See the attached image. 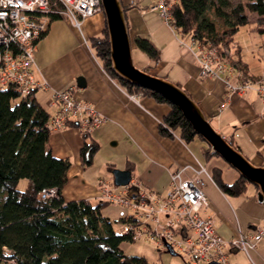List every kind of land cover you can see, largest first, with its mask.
Listing matches in <instances>:
<instances>
[{
  "label": "crops",
  "instance_id": "0c3cea01",
  "mask_svg": "<svg viewBox=\"0 0 264 264\" xmlns=\"http://www.w3.org/2000/svg\"><path fill=\"white\" fill-rule=\"evenodd\" d=\"M120 1L128 5L124 16L130 49L135 47L133 37L136 35L146 37L157 49V59L146 70L181 87L198 104L215 130L237 145L253 164L264 165V102L254 89L227 96L221 76L225 74L230 81L236 78L230 71L221 76H201L195 44L187 34L181 36L188 37V43V40H178L172 28L150 8L154 0ZM103 27L102 10L81 17L78 24L66 17H54L34 42L32 73L34 79L44 85L34 88L33 96L48 111L49 118L59 107L53 90L68 86H72L71 93L77 100L104 117L101 124L88 130L89 136L98 142V149L87 165L81 164L79 156L81 126L67 124L49 131L47 142L51 153L69 160L67 179L61 189L63 198L99 201L100 181L115 185L107 175L112 168H127L131 178L163 191L170 170L198 159L205 167V172L199 176L207 200L201 214L213 218L215 230L225 239L235 236L238 230L249 229L253 222L264 217V199H256V187L248 182L237 195L221 191L211 177V168H218L220 178L226 183L236 178L237 170L217 154L205 157L203 151L208 145L202 138L194 137L185 142L176 130L171 137L157 131L168 105L148 95L127 92L117 78L106 73L88 44V37L99 34ZM240 54L252 76L262 73L263 57L257 66L255 61L243 57L242 49ZM146 62L152 63L148 57ZM77 77L83 79L81 86L77 85ZM222 100L225 105L219 107ZM224 250L227 259L235 264H264V237L255 241L247 252L228 244L224 245Z\"/></svg>",
  "mask_w": 264,
  "mask_h": 264
},
{
  "label": "trees",
  "instance_id": "16d2710c",
  "mask_svg": "<svg viewBox=\"0 0 264 264\" xmlns=\"http://www.w3.org/2000/svg\"><path fill=\"white\" fill-rule=\"evenodd\" d=\"M127 6L123 5V10ZM169 9L172 24L180 35L214 45L219 57L238 70L241 77H254L247 70L233 36L240 25L248 22L251 12L256 15L257 29L264 30V0H174ZM133 43L152 63L157 59V49L149 39L136 35ZM88 44L106 73L117 78L110 67L105 28L88 37ZM117 79L127 92L148 95L168 105L157 124L160 134L171 137L176 130L185 142L194 137L201 139L177 106L160 93ZM33 92L34 88L21 96L10 83L0 87V264H161L122 250L120 243L134 237L115 230L101 214L106 200L63 198L61 189L67 179L69 160L51 153L47 142L50 130L46 127L49 113ZM67 124L80 126L75 120H68ZM79 131L80 162L87 165L98 142L86 129L79 127ZM203 153L205 157L216 155L208 146ZM211 177L229 195L241 193L248 183L239 174L226 183L215 167L211 168ZM21 178L25 185L19 188ZM42 187H54V195L41 198ZM131 220L132 215L117 219Z\"/></svg>",
  "mask_w": 264,
  "mask_h": 264
},
{
  "label": "built area",
  "instance_id": "2783aa9c",
  "mask_svg": "<svg viewBox=\"0 0 264 264\" xmlns=\"http://www.w3.org/2000/svg\"><path fill=\"white\" fill-rule=\"evenodd\" d=\"M173 1L154 0L150 8L157 11L161 20L172 28L182 42L180 32L172 24L169 8ZM96 11H101L99 0H0V87L10 83L24 96L30 89L43 86L44 82L35 80L32 73L35 40L45 32L54 16L66 17L78 24L81 17ZM189 39L196 46L195 58L201 76H221L230 71L236 78L234 81H230L225 74L221 76L227 96L253 88L264 102V67L256 77H241L238 70L219 57L214 45L202 44L191 37ZM71 88L53 90L59 107L46 122L48 130L67 125L71 118H78L76 121L87 131L104 121L101 114L77 100ZM224 105V100L218 104L219 107ZM194 161L170 170L168 184L163 191L147 187L130 176L123 185L108 186L100 181L99 197L107 202L128 205L133 210L134 220L122 221L120 233H130L136 237L144 232L147 238H155L162 245L165 241L173 250L185 254L188 264H205L208 261L235 264L227 259L224 245L247 252L255 241L264 237V217L253 222L249 229L238 230L232 238H223L215 230L213 218L201 214L207 200L201 189L203 181L199 174L205 172V167L198 159ZM54 193V187L39 190V196L43 199Z\"/></svg>",
  "mask_w": 264,
  "mask_h": 264
},
{
  "label": "water",
  "instance_id": "95a60500",
  "mask_svg": "<svg viewBox=\"0 0 264 264\" xmlns=\"http://www.w3.org/2000/svg\"><path fill=\"white\" fill-rule=\"evenodd\" d=\"M104 15V28L108 42L110 67L113 74L130 84L145 87L160 93L180 112L190 123L195 134L199 135L217 155L222 157L238 174L256 187L255 197L258 201L264 199V165L253 164L238 149H236L220 132L215 130L205 118L198 104L174 82L137 67L132 62L129 37L123 5L120 0H99ZM77 85L83 84V79L77 77ZM112 182L116 185L126 184L131 176L127 168H112ZM164 251L176 254L172 247L163 241ZM205 264H217L208 261Z\"/></svg>",
  "mask_w": 264,
  "mask_h": 264
},
{
  "label": "rangeland",
  "instance_id": "374dc122",
  "mask_svg": "<svg viewBox=\"0 0 264 264\" xmlns=\"http://www.w3.org/2000/svg\"><path fill=\"white\" fill-rule=\"evenodd\" d=\"M248 18V22L240 25L234 33L233 37L234 40L237 41L240 49H242L244 55L243 57L249 61H255L258 66L259 60L262 57L264 58V30L260 31L255 26V13H249ZM180 38L183 42H185V40H188L187 43L189 42V39H187L188 37L186 36L183 38L182 36H180ZM131 57L132 62L139 68L146 69V67L153 66V63L146 62L147 56L137 47L132 48ZM157 75L161 76L159 74ZM107 175L109 179H111L112 175L110 173H108ZM24 185L25 179H19L17 186L19 188H22L24 187ZM100 200L103 199L100 198ZM100 212L105 217V219L111 222L112 227L118 232L120 231V225L122 222L117 221L118 217H121L123 215L134 216V212L130 206L119 204L116 202L105 203L101 206ZM120 246L125 253L143 256L150 263L188 264L185 254L179 252L178 250H175L176 254H170L164 251V246L162 245V243H158L155 238H147L146 233L144 232L138 234L131 241H122L120 243Z\"/></svg>",
  "mask_w": 264,
  "mask_h": 264
}]
</instances>
